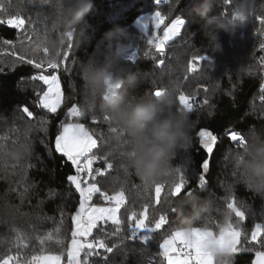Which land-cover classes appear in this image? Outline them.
<instances>
[{
	"label": "trees",
	"instance_id": "obj_1",
	"mask_svg": "<svg viewBox=\"0 0 264 264\" xmlns=\"http://www.w3.org/2000/svg\"><path fill=\"white\" fill-rule=\"evenodd\" d=\"M241 2L248 9V20L235 35L220 30L218 32L222 51H217L206 35L204 21L194 16L193 7L198 0H169L168 4L156 5L154 0H94L95 12L86 17L88 25L53 27L56 9L53 3L41 4L40 0H0V154L12 152L23 144L31 145V154L17 161L11 156L0 159V260L8 255L18 256L21 264L39 252L40 245L36 236L46 235L60 228L65 238V247L70 240L72 229L71 215L78 207L79 195L67 181V176L75 174L71 162L55 152L54 141L66 122L83 123L95 134L99 141V150H94L98 157L111 153L108 162L113 168L104 176L97 177V183L102 191L109 194L122 186L128 197L126 210L122 209L121 217L125 221L123 235L127 231V215L135 210H143L145 203L149 204V218L160 212L168 211L169 203L164 202V195L169 191V183L164 182L161 194L162 203L154 204L155 187L145 190L141 179L127 167V159L121 153L128 149L124 143L125 134L110 131L112 125L103 120L101 110L102 96L93 95L91 89L83 80L80 64L90 57L103 59L104 33L116 27L126 28L130 44L139 48L135 63L124 61V67L137 76L135 87L123 86L126 98L139 99L154 95L157 88L178 89L174 97L173 109L181 108L177 97L180 92L194 97L199 105L197 110L189 113L190 142L177 150L171 160L173 179H178L177 168L184 169L189 177L188 185L178 197H170L171 207L192 194L210 201L209 211L200 219L192 222V227H212L219 232L220 226L230 221L239 226L243 232L241 246L252 251H242L229 257V264H252L256 250H264L259 245L251 243V232L256 223H264V193L249 189L239 180L240 170L235 163V154L242 153L237 142L228 137L229 131H237L248 142L256 136L264 138V65L260 63L264 57V35L257 29L262 26L256 20L264 16V0H231L229 4L221 3L214 7L209 15L230 18L234 9ZM160 10L165 16V23H170L177 15L186 20L180 35L170 42L164 57L155 54L141 31L138 20ZM22 16L26 23L24 29L17 30L7 25L6 21L14 16ZM29 17L31 21L29 22ZM36 31L33 32L32 28ZM151 30V24L149 25ZM214 27V26H213ZM87 28L88 36L81 37V31ZM27 30V31H25ZM72 32V37L67 36ZM30 37V39H29ZM5 40L12 44H5ZM47 41L58 44L55 57L61 67L58 75L64 91V101L57 113H50L39 105V96L46 90L42 81L33 80L40 70L26 62H20L18 57L25 56L36 62L52 58V49ZM72 47L69 48L68 45ZM39 45V49L35 50ZM49 53L45 54L43 48ZM68 52L65 59L63 53ZM149 52L148 56L144 53ZM15 53V55H13ZM209 55L211 61L200 62L196 72H188L189 61L193 56ZM163 58L165 63L158 66ZM67 69V71H65ZM52 74V70L45 72ZM187 76V79L185 77ZM207 100V104L204 101ZM92 105L89 108V105ZM76 105L82 116L71 117L68 109ZM28 107L33 112L29 118L23 111ZM41 120L47 121L43 126ZM206 128L217 135L210 158V169L205 173L207 183L199 186V174L202 160L209 158L206 150L199 143V130ZM27 133V135H26ZM94 168H105L106 162L97 160ZM127 169V172H125ZM167 179V178H166ZM28 191L24 193V188ZM235 199L237 207L245 212V219L240 220L235 213L227 208L230 199ZM94 202L104 204L97 194ZM190 205H184L185 214ZM63 212V217H61ZM170 224L158 233L153 234V240L144 245L140 241H125L118 250L108 255L107 264H164L158 255L159 243L182 227V216L179 212L169 213ZM209 221H212L209 224ZM104 231L111 233L115 225H104ZM18 235L32 237L27 241L28 248H23L17 241ZM94 235L102 236L99 232ZM109 246L119 243V238H109ZM46 252L60 251L54 242L44 246ZM19 254V255H18ZM83 259V255H82ZM91 264H105L102 257H90Z\"/></svg>",
	"mask_w": 264,
	"mask_h": 264
},
{
	"label": "snow or ice",
	"instance_id": "obj_2",
	"mask_svg": "<svg viewBox=\"0 0 264 264\" xmlns=\"http://www.w3.org/2000/svg\"><path fill=\"white\" fill-rule=\"evenodd\" d=\"M33 0H29L32 3ZM168 4L169 0H154L156 5L161 3ZM224 4H229L231 0H223ZM41 4H47V0H40ZM3 8V4H0V9ZM166 16L160 11L156 10L149 16H142L138 20L141 31L143 32L147 44L155 50V54L160 57H164L166 54V48L170 42H173L177 38L182 28L186 25V20L177 15L175 19H172L170 23H165ZM256 20L262 26L256 31L260 35H264V16H257ZM29 22L31 21L29 17ZM4 23V21H0ZM7 25L17 30L24 29L25 19L22 16H14L6 21ZM151 24V30L149 25ZM53 27H55L53 25ZM27 31V30H25ZM32 31L36 29L33 27ZM67 36L72 37V32H68ZM30 39V37H29ZM5 44H12V41L5 40ZM37 48L34 49L38 50ZM72 47L71 44L68 45ZM260 48L264 49V42L260 44ZM45 54L49 53L47 47L43 48ZM139 54V48L136 50L128 51L125 57L126 61L135 63ZM15 55V53H13ZM59 55V53H58ZM64 58H68V52L63 53ZM145 56L149 55V52L144 53ZM20 62H26L32 65L35 69L40 70L37 75L32 77L33 80L42 81L46 86V90L39 96V105L46 109L50 113H57L62 102L64 101V91L61 87V78L57 74L61 65L54 58L47 59L45 61L36 62L33 59H27L25 56L20 55L18 57ZM211 61L212 58L209 55L193 56L189 61L188 72H196L200 62ZM165 60L161 58L158 61V66H163ZM260 63L264 65V57L261 58ZM52 70V74L46 75L45 72ZM2 71V69H0ZM67 71V69H65ZM187 79V76L185 77ZM119 83L115 84V87L119 88ZM261 89L264 90V84L261 85ZM164 89L157 88L153 93L159 96ZM179 105L189 111V113L197 110L199 107L195 103L194 97L185 95L180 92L177 97ZM264 99V97H261ZM207 104V100L204 101ZM92 105H89L91 108ZM23 111L29 118L33 117V112L29 111L28 107H24ZM68 114L71 117L82 116L83 113L76 106L73 105L68 109ZM104 121L110 122V117L104 114ZM41 125L47 123L45 120H41ZM115 133V129H110ZM27 135V133H26ZM228 137L233 142H237L241 148H245L247 141L243 135L237 131H229ZM199 143L206 150L207 156L202 160L200 167L202 172L199 174V186L203 187L207 181L205 173L210 169V158L213 155L214 146L217 144L218 137L213 134L212 131L201 128L198 133ZM3 147V145H0ZM21 147L24 149L26 155L31 154V145L23 144ZM55 152L61 154L67 161L71 162L74 168L75 174L67 176V181L74 186L75 191L79 195L78 207L71 215L72 229L70 233V240L65 247V238L61 235L60 228H56L55 235L53 232H48L46 235H38L35 239L39 242L40 250L31 255L30 259L24 261V264H91L90 257H102L107 264L108 255L114 252V249H119L124 245L125 241H140L144 245H148L153 240V234L158 233L170 224L169 213L175 214L177 212L175 207H171L170 197H178L181 192L188 185L189 177L185 175L184 169L177 168L175 171L179 173L178 179H175L172 184L169 185V191L164 195V202L169 203V209L165 212H160L152 219L149 218L148 209L149 204L143 205V210L139 213L132 210L127 215V231L129 235H123V225L125 221L121 217L122 209L126 210L128 204V197L125 193L123 186L109 194L107 191H102L98 185L97 177H102L106 172L113 168V164L108 162V157L111 153H105L104 156L98 157L95 155L94 150H99V141L95 134L83 123H64L62 131L55 136L54 141ZM123 155V153H121ZM97 160H103L106 162V167L94 168L93 165ZM127 172V169H125ZM155 187L154 204L160 205L162 203L161 194L164 191V183H157ZM28 191V188H24V193ZM99 196L105 202L104 204H97L94 202V197ZM192 191L189 189L188 195H191ZM227 208L235 213V216L240 220L245 219V212L241 211L237 207L235 199H230L227 203ZM61 212V217H63ZM111 223L115 225V230L111 233L104 231V225ZM212 221H209L211 224ZM94 232H99L102 236L94 235ZM243 232L239 226H234L230 221H226L223 226H220L219 232L213 231L212 227H191L190 230H175L170 236L163 239L162 243H159L158 255L163 258L164 264H218L217 258L208 250L209 237L215 238V243L221 248L226 249L228 255L222 257L219 264H229L228 258L236 253L242 251H252L251 248H243L241 246V237ZM109 238H119V243L106 242ZM17 241L23 248H28L27 241L32 237L26 235H18ZM48 242H54L61 250L57 252L48 251L44 249V245ZM250 242L257 244L260 248H264V223H256L254 229L251 232ZM83 254V259H82ZM19 255V254H18ZM0 264H21V260L18 256L8 255L4 259L0 260ZM152 264V262H150ZM252 264H264V250H256L255 258Z\"/></svg>",
	"mask_w": 264,
	"mask_h": 264
},
{
	"label": "clouds",
	"instance_id": "obj_3",
	"mask_svg": "<svg viewBox=\"0 0 264 264\" xmlns=\"http://www.w3.org/2000/svg\"><path fill=\"white\" fill-rule=\"evenodd\" d=\"M47 3H53L56 9L54 26L88 25L86 17L95 12L94 0H47ZM221 3L223 0H198L193 7L194 16L204 21L206 35L217 51H222L218 32L222 30L235 35L248 20V9L244 2L237 5L230 18L209 15ZM80 35L88 36L87 28ZM128 36L127 29L122 27L105 32L103 59L90 57L81 62L79 70L92 94L102 96L100 107L110 117L111 128L116 130L115 133L125 134L124 143L128 149L123 155L127 159V167L135 172L147 190L157 183L174 182L171 160L178 149L189 144L191 125L188 110L173 109L178 91L176 87L164 88L159 96L146 94L135 100L126 98L123 86L135 87L137 84L136 74L124 67L125 57L131 47ZM47 43L55 59L58 44L52 41ZM116 83L121 86L115 87ZM8 156L19 161L26 153L20 147L0 154V159ZM234 159L240 170L239 180L249 189L264 193V138L256 136L249 140L243 152L236 153ZM185 204L190 205L187 214L184 211ZM209 207L208 199L188 195L176 207L182 216L180 229L190 230L192 222L208 212ZM208 250L217 258L218 264L222 257L228 255L226 249H221L215 243L214 237H209Z\"/></svg>",
	"mask_w": 264,
	"mask_h": 264
},
{
	"label": "rangeland",
	"instance_id": "obj_4",
	"mask_svg": "<svg viewBox=\"0 0 264 264\" xmlns=\"http://www.w3.org/2000/svg\"><path fill=\"white\" fill-rule=\"evenodd\" d=\"M254 1H255V0H250V4H252V6H253V4H254ZM162 3H163V2H162ZM162 3H161V4H162ZM139 26H140V25H139ZM66 123H78V122H70V121H69V122H66ZM85 127H86V126H85ZM61 131H62V129H61ZM89 131H90V130H89ZM213 231H215V230H213ZM82 255H83V254H82Z\"/></svg>",
	"mask_w": 264,
	"mask_h": 264
},
{
	"label": "built area",
	"instance_id": "obj_5",
	"mask_svg": "<svg viewBox=\"0 0 264 264\" xmlns=\"http://www.w3.org/2000/svg\"><path fill=\"white\" fill-rule=\"evenodd\" d=\"M130 50H136V47H134L133 44H131Z\"/></svg>",
	"mask_w": 264,
	"mask_h": 264
}]
</instances>
